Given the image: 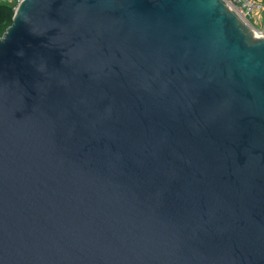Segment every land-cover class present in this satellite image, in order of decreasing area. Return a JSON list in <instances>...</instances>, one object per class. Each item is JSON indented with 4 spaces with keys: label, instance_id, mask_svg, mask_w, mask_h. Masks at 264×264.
Segmentation results:
<instances>
[{
    "label": "water",
    "instance_id": "water-1",
    "mask_svg": "<svg viewBox=\"0 0 264 264\" xmlns=\"http://www.w3.org/2000/svg\"><path fill=\"white\" fill-rule=\"evenodd\" d=\"M0 264H264V36L225 0H21Z\"/></svg>",
    "mask_w": 264,
    "mask_h": 264
},
{
    "label": "built area",
    "instance_id": "built-area-1",
    "mask_svg": "<svg viewBox=\"0 0 264 264\" xmlns=\"http://www.w3.org/2000/svg\"><path fill=\"white\" fill-rule=\"evenodd\" d=\"M11 2L18 8L21 0H1ZM256 33L264 36V0H225Z\"/></svg>",
    "mask_w": 264,
    "mask_h": 264
},
{
    "label": "trees",
    "instance_id": "trees-1",
    "mask_svg": "<svg viewBox=\"0 0 264 264\" xmlns=\"http://www.w3.org/2000/svg\"><path fill=\"white\" fill-rule=\"evenodd\" d=\"M15 6L11 2L0 0V37L13 22Z\"/></svg>",
    "mask_w": 264,
    "mask_h": 264
}]
</instances>
